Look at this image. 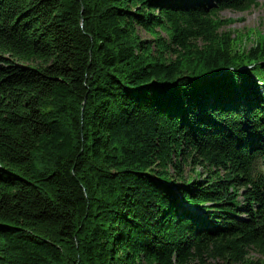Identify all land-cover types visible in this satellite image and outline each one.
I'll return each mask as SVG.
<instances>
[{"label":"trees","instance_id":"1","mask_svg":"<svg viewBox=\"0 0 264 264\" xmlns=\"http://www.w3.org/2000/svg\"><path fill=\"white\" fill-rule=\"evenodd\" d=\"M259 2L0 0V264H264Z\"/></svg>","mask_w":264,"mask_h":264},{"label":"rangeland","instance_id":"2","mask_svg":"<svg viewBox=\"0 0 264 264\" xmlns=\"http://www.w3.org/2000/svg\"><path fill=\"white\" fill-rule=\"evenodd\" d=\"M259 5H254L248 10L238 11L224 9L218 15L222 19H232V23L227 24L224 30L229 29L233 36L243 39V44L250 47L256 42L258 34L264 32V0H259ZM143 39H150L151 35L145 30H138ZM215 264H220L216 262Z\"/></svg>","mask_w":264,"mask_h":264}]
</instances>
